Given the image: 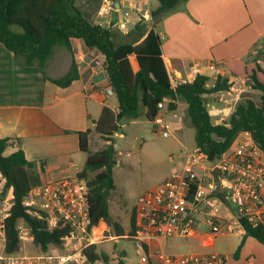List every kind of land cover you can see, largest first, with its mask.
<instances>
[{"label": "trees", "instance_id": "obj_1", "mask_svg": "<svg viewBox=\"0 0 264 264\" xmlns=\"http://www.w3.org/2000/svg\"><path fill=\"white\" fill-rule=\"evenodd\" d=\"M159 5L151 11L152 21L141 17L127 33L128 39L117 41L112 27L92 21L77 4V0H0V42L12 51L25 65H38L43 69L55 46L66 47L72 55L68 71L59 77L45 73L44 78L61 87H67L80 78L78 40L89 48V54H103V66L108 74V86L118 99L119 109L114 111L104 106L100 117L93 120L94 130L108 142L99 150H90L91 127L78 131L80 149L87 153L84 167L77 175L87 179L89 216L93 225L104 222L109 230L106 238L116 235L124 238L135 232V206L130 218V229L114 218L110 200L118 187L114 169L118 164V152L114 146V134L119 132L121 121L144 116L153 124L160 113V102H166L169 110L186 104V116L195 128L196 146L213 159L226 151L237 134L252 131L257 143L264 149V65L258 53L252 60L238 59L224 63L227 72L219 73L212 86H208L209 75L198 73L191 82H182L173 88L166 62L162 55V39L155 24L181 0H158ZM148 25V27H147ZM151 25V27H150ZM150 27V29H149ZM149 29V30H148ZM135 55L139 68L135 70L130 55ZM173 68H181L182 62L171 61ZM238 79H245L251 88L261 92L260 101L252 97H241L229 117L220 123L213 122L208 103L216 94L227 91ZM10 138L0 137V171L6 177L7 188H12L14 205L7 219V252L20 249L21 241L17 224L24 219L31 227L34 241L44 250L51 244H60L65 229L48 230L44 220L33 216L24 204L25 198L40 180L31 174L37 161L26 158L22 148L9 150ZM44 161L40 160V169ZM244 237L234 257L240 254L247 236H253L264 244V228L243 221ZM132 239L131 237H128ZM88 262L85 264H127L126 251L113 258L98 244L87 248Z\"/></svg>", "mask_w": 264, "mask_h": 264}, {"label": "crops", "instance_id": "obj_2", "mask_svg": "<svg viewBox=\"0 0 264 264\" xmlns=\"http://www.w3.org/2000/svg\"><path fill=\"white\" fill-rule=\"evenodd\" d=\"M138 2L142 5L135 8ZM77 4L95 23L112 27L117 41L128 39L127 33L132 28L127 31L118 25L122 14L128 12L123 10L124 0H77ZM129 4L136 14L132 22L136 23L141 17L152 21L151 11L159 1L137 0ZM155 30L162 39V55L170 78L175 77L179 83L193 81L198 73L216 79L219 73L227 72L224 63L235 59L248 62L258 53L261 55L258 61L264 65V0H181L155 24ZM78 43L80 78L61 87L46 80L44 70L51 77L62 76L68 71L72 55L66 47H54L43 69L23 64L0 42V137L10 138V151L22 148L28 160L44 161L37 174L40 182L77 175L87 158V153L83 155L85 151L80 149L78 131L90 127V121L100 117L104 106L114 111L119 109L115 93L104 90L110 88L103 66L104 55L91 56L83 41L78 40ZM174 59L182 62L181 68L171 66ZM130 60L137 70L139 64L134 54L130 55ZM248 87L251 86L247 80L238 79L231 86V93L227 90L214 95L217 98L208 105L210 114L217 116L216 123L229 117ZM168 102L166 99L161 112L163 117L167 119L170 114L183 121L186 104L179 102L177 109L169 110ZM92 138L93 134L90 141ZM244 234V229L239 230L241 237ZM214 239L209 232L196 227L186 235L160 241L155 248L172 254L204 253L203 250L213 247ZM237 248L229 256L223 254L226 258L223 264H264V244L255 237L245 238L235 258Z\"/></svg>", "mask_w": 264, "mask_h": 264}, {"label": "built area", "instance_id": "obj_3", "mask_svg": "<svg viewBox=\"0 0 264 264\" xmlns=\"http://www.w3.org/2000/svg\"><path fill=\"white\" fill-rule=\"evenodd\" d=\"M141 5L138 2L134 7ZM121 17L119 28L126 29L129 12ZM178 83L171 77L173 88ZM107 91L114 92L111 87ZM164 106V101L159 103L161 110L154 125L159 134L169 136L173 132L161 113ZM6 180L0 171V264L87 263V248L106 238L104 222L93 225L89 216L87 179L75 175L35 185L24 201L29 212L44 220L48 230L65 229L66 233L60 244L44 250L35 243L31 227L20 219L21 247L14 252L5 250L7 219L14 205L13 189L5 186ZM135 208V232L125 237L142 245V264H223L226 258L220 253L172 254L155 246L200 225L207 226L213 238L220 232L244 229L243 221L264 228V149L250 130L239 132L230 147L213 159L196 146L187 151L170 177L139 197ZM109 239L119 238L110 235ZM26 243L34 245V250H26Z\"/></svg>", "mask_w": 264, "mask_h": 264}, {"label": "rangeland", "instance_id": "obj_4", "mask_svg": "<svg viewBox=\"0 0 264 264\" xmlns=\"http://www.w3.org/2000/svg\"><path fill=\"white\" fill-rule=\"evenodd\" d=\"M133 1L137 0H124L123 10L129 12L130 19L125 29L127 31L135 25L132 20L136 18V14L129 8V3ZM116 32L120 31L116 29ZM120 35H124L123 32H120ZM55 47L61 46L57 45ZM131 59L133 64L136 65L134 57ZM214 82L215 79L211 76L207 85L212 86ZM104 90H107V88ZM260 95V91L248 87L244 97H252L258 102L260 101ZM181 107L183 109V106ZM209 112H211L210 106ZM211 116L213 122L216 123L217 116L213 113ZM183 119L182 121L180 117L169 114L167 120L170 122L173 132L169 136L159 134L155 125L144 116H140L138 119L121 121L119 129L121 135L118 131L115 132L114 146L118 152L119 161L114 169V177L118 190L117 193L112 195L110 208L114 218L119 220L127 230L130 229L132 209L139 197L170 177L183 162L187 151L196 148L195 128L191 125L185 111ZM92 123L91 120L90 127L93 129V138L90 141V150L95 151L105 147L107 141L95 132ZM84 153L83 155H86V152ZM81 166L79 164V167ZM30 172L32 176L41 172L40 160L36 162L35 168L31 169ZM51 178L55 179L56 177ZM101 225H104V231L109 230L105 223H101ZM198 228L201 231H209L205 225H200ZM243 237L239 235V229L232 232H220L215 236L213 247L202 252L220 253L229 256L237 248L239 239L241 240ZM98 245L113 258L119 256L120 252L126 251L125 260L127 264H142L140 260L141 255L144 253L142 245L128 237L124 236V238H119L116 241L105 238ZM25 247L28 251L34 250V245L30 243H26ZM170 249H172L171 246L168 250L170 251ZM1 250H3L2 242H0Z\"/></svg>", "mask_w": 264, "mask_h": 264}, {"label": "water", "instance_id": "obj_5", "mask_svg": "<svg viewBox=\"0 0 264 264\" xmlns=\"http://www.w3.org/2000/svg\"><path fill=\"white\" fill-rule=\"evenodd\" d=\"M117 7L120 8V4H119V2H117Z\"/></svg>", "mask_w": 264, "mask_h": 264}]
</instances>
